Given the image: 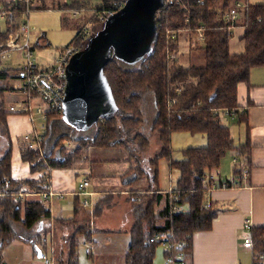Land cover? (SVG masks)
Here are the masks:
<instances>
[{
	"label": "trees",
	"instance_id": "1",
	"mask_svg": "<svg viewBox=\"0 0 264 264\" xmlns=\"http://www.w3.org/2000/svg\"><path fill=\"white\" fill-rule=\"evenodd\" d=\"M191 11V22L185 20L181 7L165 10L158 21V31L152 42L150 53L137 60H129L115 55L114 49L108 53L103 70L108 78L109 88L114 96L115 111L98 120L87 130H78L61 115L47 111L46 132L39 149H30L22 141L19 145L20 157L27 162L30 172L46 176L53 169L72 168L83 161L89 148H125L138 156L139 150L148 147L144 133L145 117L142 110L143 94L151 92L156 104V117L151 123V131L161 143V150L149 163V170L139 165L129 169L123 176L124 184L132 185L149 175L155 184L142 200L148 203L136 204L137 218L130 235L131 244L125 254V264H154L156 250L161 240L152 242L156 235L165 237L173 245L165 250V256L175 257L182 253L186 261L192 255L194 235L208 231L218 211L213 205L205 204V193L209 185L204 184L206 175H212L220 168L222 159L230 151L238 154L234 163V173L242 181L241 161L250 160V135L247 142L236 145L231 130L222 119L223 114L238 117L240 123L247 124V111H241L238 104V85L249 83L251 71L264 67V3L251 4L249 0H183ZM35 2V0H34ZM91 0H72L70 3L52 4L59 10L80 11L88 9ZM119 0H100L95 8L96 15L113 7ZM124 2V1H120ZM237 2L244 5V11L234 23L227 21ZM48 7H34L46 10ZM7 11V28L0 30V45L8 41L9 35L19 27L14 20L22 15L25 6L21 0L4 3ZM94 23L97 16L92 17ZM245 28V52L230 54V40L235 28ZM103 28V24H102ZM101 28V30H102ZM201 32L204 39L200 41ZM70 46L84 50L88 41L79 36ZM175 34L173 38L171 35ZM187 43L192 52L188 64L171 60V54L179 53ZM201 51V56L195 52ZM203 61V64H199ZM14 70H0V94L7 93L10 80L16 76ZM179 90H181L179 92ZM172 100H176L172 104ZM28 103V102H26ZM9 113L0 106V128L8 131ZM175 132L203 134L207 138L204 147L183 149L181 160L172 159L171 137ZM8 135V133H7ZM7 150L0 159V264H4L2 250L14 240L26 241L16 228L32 231L51 215L50 206L39 198L20 199L17 194L21 187L32 192H41L42 184L49 178L40 177L16 179L12 177V142L7 138ZM75 145L74 149L70 147ZM161 159L170 162L180 175L170 193L161 192L158 186L159 164ZM135 168L138 173H135ZM9 180V184H6ZM222 182L216 186L222 187ZM228 186L231 182H227ZM227 186V187H228ZM150 192V193H149ZM133 200V199H132ZM134 201V200H133ZM188 209L181 213L172 211V204ZM253 239L252 264H264V228L251 229ZM90 239L89 227H79L68 238L69 250L66 261L58 264H79V236ZM42 236H39V241ZM44 253L41 255L43 257Z\"/></svg>",
	"mask_w": 264,
	"mask_h": 264
},
{
	"label": "crops",
	"instance_id": "2",
	"mask_svg": "<svg viewBox=\"0 0 264 264\" xmlns=\"http://www.w3.org/2000/svg\"><path fill=\"white\" fill-rule=\"evenodd\" d=\"M17 1L19 0H0V9L4 3ZM39 1L43 5L46 3L57 5L61 2L57 0ZM71 1L64 0L61 4ZM258 1L263 2L254 4L264 3V0ZM79 15V11L72 12L73 17ZM87 23H91L90 19H87ZM244 33L243 26L233 30L229 44L230 54L239 55L245 52ZM47 43L48 39L44 34L39 37L36 44L45 46ZM183 50L181 61L190 59V50ZM7 93L10 96L13 95L10 89ZM238 104L241 111H247V124L240 123L235 114L227 115L226 118H231L227 122L223 119V122L229 126L232 137L231 126L239 125V128H235L239 130L238 143L233 137L236 145L245 144L247 133L250 135V160L240 163V166L242 163L247 164L249 175L245 181L242 179L239 182L238 175L234 173V163L239 162V156L235 151L232 152L237 161L235 159L231 161L232 168L229 158L224 162L225 157L222 159L219 170L213 174L221 181H229L231 184L228 187L211 185L207 188L205 204L213 205L218 214L210 230L194 235L192 255L185 261V264H248L250 259L248 260L247 257L251 254L253 258V251L244 246L245 222L249 221L251 228H264V67L252 69L249 83H239ZM7 126L12 146L14 141L17 142L16 149L12 148V177L16 179L43 177V173L32 174L29 164L21 160L19 142L14 137H19L21 131L24 133L20 137L33 131L35 127L31 117L8 115ZM147 130L148 147L139 150L137 157L130 152L131 150L123 148L126 152L122 153L121 160H104L96 167L93 159L96 149L91 147L86 153L87 157L76 166L53 169L44 176L51 180L57 193L63 194V198L55 197L49 204L51 215L39 225L44 231H50L48 240L52 245L51 252L59 241L67 245L69 236H72L79 227H89L90 239H84L83 235L79 236V244L82 246L78 247L79 264H125V254L131 244L130 231L137 218L136 204L138 202L148 203L149 199L144 202L142 195L146 194L155 184L149 175L132 185L124 184L122 176L129 169H134L139 165V158L143 162V168L147 172L151 170L149 163L159 154L161 143L151 129L148 130L150 133ZM164 164L162 166H160L161 163L159 164L158 186L161 192L170 193L177 186V182L172 186L173 178L177 177L174 173L176 169L172 168L166 159ZM161 167H163L162 174ZM134 171L138 173V169L135 168ZM84 179L90 184L86 190L87 194L76 195L77 187ZM83 196L94 201H91L92 209L82 205ZM184 208L188 209L187 206ZM59 236L62 238L55 241ZM63 238L66 240L64 241ZM86 244L92 247L91 253H87ZM165 250L164 246L160 257L157 256L156 250L154 264H167ZM97 252L98 257H96Z\"/></svg>",
	"mask_w": 264,
	"mask_h": 264
},
{
	"label": "rangeland",
	"instance_id": "3",
	"mask_svg": "<svg viewBox=\"0 0 264 264\" xmlns=\"http://www.w3.org/2000/svg\"><path fill=\"white\" fill-rule=\"evenodd\" d=\"M51 1V0H47ZM61 1L62 3L64 0H57ZM90 6H88V9L80 10L79 16L73 17L72 12L69 10H61L56 8H52V4L46 3L48 8L46 10H34V7H42L43 4L39 0H35V2L32 3L31 12L29 14H25V12L22 13L19 17H17L14 20V24H16L18 27H20L22 24L27 23L29 26V37H30V43L32 47L34 48L33 55L31 57L32 62L38 66V67H49L54 66L57 64L58 57L61 53V51L66 48L67 46H70L72 43V40L77 36L79 31H89L92 35L97 33L102 28V23L98 20L97 23H94L95 20L91 19L94 15L99 17V14L96 15L95 8L100 3V0H91ZM124 1L122 3H125L127 0H119ZM60 2V3H61ZM251 4H254L256 2H263L258 0H250ZM2 9H0L1 11ZM7 16H2L0 14V30L4 31L7 28ZM87 19H90L91 23H87ZM18 30V29H17ZM46 36L48 39V43L45 46H39L37 45V41L39 37L42 35ZM25 34H22V37L20 39L21 44L23 45L25 43ZM190 46L185 43L181 51L183 49L190 50ZM180 51V52H181ZM184 51V50H183ZM195 56H201L202 52L198 51L194 53ZM115 55L118 57L124 58L123 55L119 53V51H115ZM183 55V54H182ZM190 55H192V52L190 51ZM185 58V57H183ZM191 58V57H190ZM125 59V58H124ZM190 59L183 61H180L184 64H188ZM27 62V58L24 56V50L18 49V50H12L6 53H3L2 56H0V70H18L22 66H24ZM199 64H203V61H199ZM11 83V80L9 84ZM23 102H28V95L23 93H15L13 95H8V93H4L3 95L0 94V106H3L4 110L9 112V107L11 105L13 106H21ZM32 107L27 113H11L9 115L11 116H28L31 117L32 124L34 127H36V130L42 131V126L46 123L45 118L43 117V114L40 112L39 107H46L43 105L42 101L40 99H33L32 100ZM39 104V105H37ZM142 110L145 117V128L144 133L146 134V130L151 129V123L156 117L157 109L155 104L154 95L151 92H145L143 94V101H142ZM10 113V112H9ZM16 114V115H13ZM229 114H223L222 119H224L226 122L231 117L226 116ZM8 117V116H7ZM72 126L76 129H85L81 128L78 125H76L74 122L69 121ZM233 137L235 138L236 143H238V133L239 130L235 128H239L238 124H234L231 126ZM3 130V129H2ZM0 128V159L3 157L4 153L7 150V138L8 132L2 131ZM147 130V131H148ZM149 132V131H148ZM24 132L21 131L20 135H22ZM150 133V132H149ZM15 137L17 141L20 142L23 141L22 137ZM207 144V138L203 134H191L189 132H175L173 133L171 137V148H172V159L173 160H181L183 158V149L186 148H194V147H204ZM17 147V142L14 141V144L12 146L13 150H15ZM75 145L72 144L70 147L71 149H74ZM96 152L93 154V159L96 162V167L99 166V163L104 160L109 161H118L122 159V153L126 152L123 148H95ZM233 152L230 151L226 154L225 159H223V162L226 161L228 158L230 159L229 163L230 166L232 165L231 161H234ZM161 165H165V159H161ZM227 165V164H226ZM162 168H160V172L162 174ZM232 168V166H231ZM175 175L177 177H174L172 180V186H174L179 179V171L175 170ZM177 178V179H176ZM164 176L162 177V185H163ZM163 187V186H161ZM37 198V197H34ZM85 196H83L82 199V205L85 200ZM89 198V197H88ZM91 201L92 199L89 198ZM94 202V201H92ZM94 204V203H93ZM93 206V205H92ZM87 207V208H91ZM112 226V225H111ZM17 231L20 232V237L26 241L21 240H14L10 244L5 245L4 249L2 250V259L4 261V264H45L42 254H47L50 260L54 264H58L59 261H66L67 254H68V248L69 244L67 242L66 244H62L61 241L57 242L55 245V249L51 248L52 245L48 240L47 243L45 242L44 237L49 238L50 231H44L42 228L37 227L32 231H26L22 228H16ZM39 236H42L41 240L39 241ZM62 236V235H61ZM59 236L55 239L57 241L59 238H62ZM70 237V236H69ZM46 238V239H47ZM64 239V238H63ZM66 238L64 239V241ZM88 244H86V247ZM82 247L79 244V248ZM163 245H159L157 249V256L160 257L161 252L163 250ZM78 248V250H79ZM99 256V253L97 252L96 257ZM248 264H252L253 258L250 256L247 257ZM163 261V260H162Z\"/></svg>",
	"mask_w": 264,
	"mask_h": 264
},
{
	"label": "built area",
	"instance_id": "4",
	"mask_svg": "<svg viewBox=\"0 0 264 264\" xmlns=\"http://www.w3.org/2000/svg\"><path fill=\"white\" fill-rule=\"evenodd\" d=\"M23 5L25 6L24 12L25 14H29L31 12L32 3L34 0H21ZM124 3L117 2L113 4V7L103 11L99 14V21L104 24L105 21L113 14L118 12L122 7ZM181 7L183 11H185V20L187 23L191 22V11L187 4L183 0H165L164 6L160 8L156 12V20L157 24L158 21L161 18L162 13L169 9L170 7ZM244 11V5L240 2H237L235 7L231 10L230 15L226 18L227 21H230L231 23H234L235 20ZM2 16H6L7 11L3 10L0 13ZM22 34H25V43L22 45L20 42V39L22 37ZM30 31L29 26L27 23L22 24L19 29L9 35L8 41L2 45H0V56H2L3 53L12 51V50H24V56L27 58V62L24 66H22L20 69L16 70L17 74L16 76L11 80L10 87H11V93H23L28 95V103L23 102L21 106H10L9 112L10 113H27L32 107L31 103L33 99H40L44 106L46 107H39L40 112L43 114V117L47 121V111H53L55 113H58L63 117V109H64V99L66 94V88H67V67L70 63L71 58L74 54L81 51L80 48L76 46H67L64 48L57 60V64L54 66L49 67H38L36 66L32 60L31 57L34 52V48L32 47L30 43V37H29ZM79 36H82V38L86 39L87 41L92 36V34L89 31H82ZM173 38L175 37V34L171 35ZM198 39L202 41L204 39V36L201 32L198 34ZM181 51V50H180ZM182 51L176 54H171L169 58L171 60L181 61L182 58ZM181 63V62H180ZM181 90H179L180 92ZM172 104H175L177 101L172 100ZM28 114V113H27ZM45 121V122H46ZM42 131L36 130V127L33 129L31 133H27L23 135V141L28 145L30 149H39L41 148L42 141L44 139V134L46 132V123L41 127ZM235 161H237L235 159ZM241 172H242V179L245 181L249 175V167L247 164L242 163L240 166ZM208 182H211V184L215 185L221 182V179L218 178L215 174L212 175H206L203 183L207 184ZM6 184H9V180H6ZM89 181L84 179L81 181L77 187L76 195H82L87 194L86 190L89 187ZM222 187H227V182H222ZM173 199L176 198V195H174V190L170 192ZM0 195H4V193H0ZM17 196L25 200L27 198H39L44 204L49 205L55 197L63 198L62 193H57L54 190V187L52 185V182L50 179L45 180L42 184V191L41 192H32L27 187H21L19 190ZM83 205L85 207L91 206L92 202L88 198H86L83 202ZM172 211L174 213H181L182 211H185V208L182 206H179L175 203L172 204ZM245 228V237H244V246L247 248L252 249L253 247V239L251 234V227L249 225V221L245 222L244 225ZM44 237L45 242H47L48 238ZM161 240L162 244L166 247V249H171L173 247L172 244L168 243L166 241L165 237H160V235H156L154 238L151 239L152 242ZM87 253L92 252V247L87 246ZM43 260L45 264H54L52 260L48 257L47 254L43 255ZM167 264H185L184 257L182 253H178V255L175 257H167L166 258Z\"/></svg>",
	"mask_w": 264,
	"mask_h": 264
},
{
	"label": "water",
	"instance_id": "5",
	"mask_svg": "<svg viewBox=\"0 0 264 264\" xmlns=\"http://www.w3.org/2000/svg\"><path fill=\"white\" fill-rule=\"evenodd\" d=\"M164 2L127 0L105 21L102 30L89 38L87 47L73 55L67 67L64 120L85 128L78 130H87L115 111L114 96L103 70L108 53L111 49L119 51L132 63L150 53L158 31L156 12Z\"/></svg>",
	"mask_w": 264,
	"mask_h": 264
}]
</instances>
